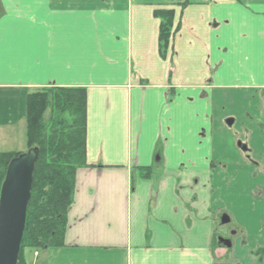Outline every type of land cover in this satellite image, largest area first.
Masks as SVG:
<instances>
[{
	"label": "crops",
	"instance_id": "crops-1",
	"mask_svg": "<svg viewBox=\"0 0 264 264\" xmlns=\"http://www.w3.org/2000/svg\"><path fill=\"white\" fill-rule=\"evenodd\" d=\"M49 88L85 91L87 166L39 264H264V0H0V152Z\"/></svg>",
	"mask_w": 264,
	"mask_h": 264
},
{
	"label": "trees",
	"instance_id": "trees-1",
	"mask_svg": "<svg viewBox=\"0 0 264 264\" xmlns=\"http://www.w3.org/2000/svg\"><path fill=\"white\" fill-rule=\"evenodd\" d=\"M159 46L165 56L173 31V10H157ZM28 149L38 147L31 199L18 264L25 250L44 251L65 244L68 211L74 201L76 173L86 161V94L79 88H49L28 99ZM19 152H0V190L9 162ZM151 170L144 169L143 177Z\"/></svg>",
	"mask_w": 264,
	"mask_h": 264
},
{
	"label": "water",
	"instance_id": "water-1",
	"mask_svg": "<svg viewBox=\"0 0 264 264\" xmlns=\"http://www.w3.org/2000/svg\"><path fill=\"white\" fill-rule=\"evenodd\" d=\"M39 153L38 147H32L7 166L0 190V264H18ZM229 222L228 218L222 219L223 224Z\"/></svg>",
	"mask_w": 264,
	"mask_h": 264
},
{
	"label": "rangeland",
	"instance_id": "rangeland-1",
	"mask_svg": "<svg viewBox=\"0 0 264 264\" xmlns=\"http://www.w3.org/2000/svg\"><path fill=\"white\" fill-rule=\"evenodd\" d=\"M222 227H223V229H226V230H228V229L230 228L229 224H228V225H224V226H222ZM231 231H232V230H231ZM231 231L225 233V235H226V236H230L231 234H229V233H231ZM28 250H29V249L25 250V257H26V253H28V252H27ZM29 252H35V251H31V250H29ZM36 258H37V255H35V261H34V264H39V262L36 261ZM32 260H33V259H32ZM26 264H29V262L27 261V258H26Z\"/></svg>",
	"mask_w": 264,
	"mask_h": 264
}]
</instances>
